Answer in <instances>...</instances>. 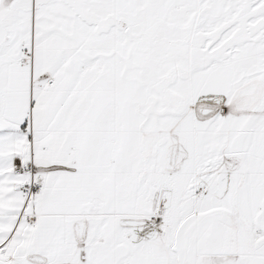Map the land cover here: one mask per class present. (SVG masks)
Masks as SVG:
<instances>
[{
    "label": "snow or ice",
    "instance_id": "obj_1",
    "mask_svg": "<svg viewBox=\"0 0 264 264\" xmlns=\"http://www.w3.org/2000/svg\"><path fill=\"white\" fill-rule=\"evenodd\" d=\"M0 264H264V0H0Z\"/></svg>",
    "mask_w": 264,
    "mask_h": 264
}]
</instances>
